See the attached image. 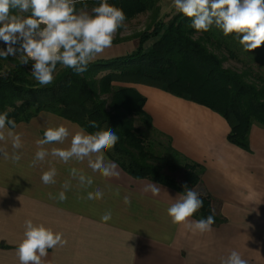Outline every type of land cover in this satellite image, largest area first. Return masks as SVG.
I'll list each match as a JSON object with an SVG mask.
<instances>
[{
	"label": "crops",
	"instance_id": "1",
	"mask_svg": "<svg viewBox=\"0 0 264 264\" xmlns=\"http://www.w3.org/2000/svg\"><path fill=\"white\" fill-rule=\"evenodd\" d=\"M135 87L147 98L145 110L156 134L204 166L193 191L211 199L217 218L211 230L174 224L167 210L183 194L150 179L134 178L106 151L105 163L116 165L117 176L93 172L87 158L65 163L49 155L32 166L36 141L43 139L48 127L64 125L71 134L82 128L51 111L41 112L13 130L21 137V148L13 149L10 139L0 141L9 157L14 151L21 157L13 163L0 154V264H20L17 248L29 219L63 233L68 241L48 249L43 264H221L232 251L247 264H264V127H252L247 151L228 140L231 127L216 111L155 87ZM70 143L71 135L62 144L43 147L51 152L67 149ZM53 167L56 182L46 185L42 173ZM73 168L91 177V186H81L71 175ZM66 181L70 188L65 191ZM152 184L160 188L157 195L145 191ZM96 190L103 198L87 199ZM61 191L67 197L64 201L58 198ZM108 212L111 219L102 221ZM198 220L192 216L188 223Z\"/></svg>",
	"mask_w": 264,
	"mask_h": 264
},
{
	"label": "trees",
	"instance_id": "2",
	"mask_svg": "<svg viewBox=\"0 0 264 264\" xmlns=\"http://www.w3.org/2000/svg\"><path fill=\"white\" fill-rule=\"evenodd\" d=\"M101 2L78 0L75 8ZM107 2L124 11L125 21L155 11L153 25L135 36V50L92 60L82 74L58 64L53 82L46 86L32 76L33 61L26 66L17 58L0 57V114L7 112L19 125L51 111L89 133L111 129L119 137L115 147L106 150L111 159L136 179H150L182 194L185 185L193 190L200 183L204 166L177 152L170 140L164 144L151 137L156 131L145 110L147 98L135 85L155 87L216 111L231 127L228 140L251 151L252 127H264V74L253 71L251 63L264 66V45L246 52L235 34L224 36L215 25L207 32H197L190 27L192 20L179 12L169 21L160 19L157 0ZM132 38H114L112 45ZM241 53L250 63L241 59ZM229 59L245 63L244 70L227 67ZM137 120L146 130L135 125ZM91 121L98 127H91ZM177 170L183 171V184L170 174ZM199 198L203 207L193 216L199 220L214 216L209 196Z\"/></svg>",
	"mask_w": 264,
	"mask_h": 264
},
{
	"label": "clouds",
	"instance_id": "3",
	"mask_svg": "<svg viewBox=\"0 0 264 264\" xmlns=\"http://www.w3.org/2000/svg\"><path fill=\"white\" fill-rule=\"evenodd\" d=\"M78 0H0V40L6 45V50L0 49V57H15L19 53L22 64L32 63V76L40 85H50L54 80L57 65L71 68L74 73L87 71L90 61L110 48L113 39L125 21L122 9L102 0L99 6L92 9L93 14L85 11L77 13L75 5ZM177 12L190 18L191 28L197 32H207L215 25L222 30L224 36L235 34V38L246 52H252L264 45V0H173ZM86 7V5H85ZM13 9L20 12H31L27 17L12 15ZM6 124L10 127L6 129ZM90 126L97 128L95 121ZM17 127L15 120L8 118V113L0 114V141L11 140L12 148L22 147L21 137L13 130ZM71 135L70 147L45 149V144L63 143ZM119 137L111 130H99L87 133L79 128L71 134L64 125L48 127L43 139L36 141L38 151L31 162H43L49 155L67 163L71 159L83 161L87 158L88 166L93 172H99L104 177L119 175L116 165L105 163V151L115 147ZM0 154L5 159L18 162L21 157L15 151L9 157L8 152L0 147ZM56 169L44 171L41 180L44 184H54ZM71 175L78 177L81 186H91L93 180L73 168ZM62 187L70 188L66 181ZM186 192L172 204L167 212L174 224H187L193 230L206 232L211 230L215 218L209 215L205 219L188 223L200 208L203 200L199 194L184 186ZM153 195L160 191L156 185L147 186ZM65 191L58 194L60 201L67 199ZM118 194V193H117ZM103 193L96 190L89 192L87 199H102ZM127 203V198H125ZM111 213H105L101 220L107 222ZM68 241L63 233L54 232L44 224H34L32 220L25 221L23 239L18 245L17 255L20 264H43L48 249L58 245L63 247ZM221 264H247L241 255L232 251Z\"/></svg>",
	"mask_w": 264,
	"mask_h": 264
},
{
	"label": "rangeland",
	"instance_id": "4",
	"mask_svg": "<svg viewBox=\"0 0 264 264\" xmlns=\"http://www.w3.org/2000/svg\"><path fill=\"white\" fill-rule=\"evenodd\" d=\"M85 5H86V7H85ZM96 6H98V5H96L94 3H86V4H83L82 6H80L76 11H77V13H79L80 11H85L91 15V14H93L92 9ZM157 7L159 8V17L158 18L165 19V21H169L174 15H176L178 13L176 11L174 5H173V0H157ZM11 14L12 15H18L20 17H27L28 15L31 14V12H30V10H29V12H20L18 9H15V11L11 12ZM154 16H155V11H148V12L141 13V14L137 15L133 19L124 21L123 26L120 29H118L114 38H117V37L118 38L134 37V38H132L131 41H128V42L120 44V45H112L110 48L105 49V51L103 53L97 55L93 60L110 59V58H113L116 56L125 55V54L135 50V47H137V45H138V39L135 38V36L138 35V33H141L143 31L145 32V30L147 28H149L153 25ZM6 47H7V45L2 40H0V49L6 50ZM217 52L221 53L220 51H217ZM10 57H13V56L10 55ZM240 57H241V59H244V62L245 61H247V63L249 62L248 61L249 59L246 57V55L244 53H241ZM13 58H17L20 60L19 53H17V56H15ZM245 63H240V62H237L233 59H229L228 61H226L225 65L227 67H232V68H235L238 70H242V69L244 70L245 65H246ZM251 65L254 68L253 71L260 72V73L264 74L263 64L253 62V63H251ZM26 66H29V62H28V64H26ZM135 125L137 127H139L140 129H142L143 131L146 130V126L140 120H137L135 122ZM151 137L154 138L155 141L160 140V141H163L164 144L167 143V140L165 138H163V137L161 138L160 136H157L156 134H154V135L152 134ZM155 151L157 153H159L158 147H155ZM170 174L175 176L177 181L180 184H183L184 174H183L182 170H177V171H174V173H170ZM196 187H194V189ZM199 197H205V196L199 195Z\"/></svg>",
	"mask_w": 264,
	"mask_h": 264
}]
</instances>
